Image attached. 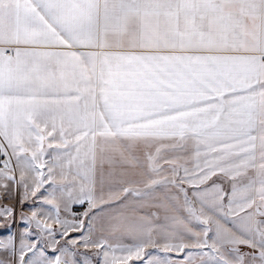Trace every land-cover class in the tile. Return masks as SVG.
Returning <instances> with one entry per match:
<instances>
[{
  "label": "snow or ice",
  "instance_id": "snow-or-ice-1",
  "mask_svg": "<svg viewBox=\"0 0 264 264\" xmlns=\"http://www.w3.org/2000/svg\"><path fill=\"white\" fill-rule=\"evenodd\" d=\"M0 264H264V0H0Z\"/></svg>",
  "mask_w": 264,
  "mask_h": 264
},
{
  "label": "crops",
  "instance_id": "crops-1",
  "mask_svg": "<svg viewBox=\"0 0 264 264\" xmlns=\"http://www.w3.org/2000/svg\"><path fill=\"white\" fill-rule=\"evenodd\" d=\"M27 211V210H26ZM13 230H15V227H14V229ZM72 235H76V234H72ZM79 251H84V249H79ZM173 257H176V254L175 253H172L171 254ZM93 260H94V262H95V257H93Z\"/></svg>",
  "mask_w": 264,
  "mask_h": 264
},
{
  "label": "built area",
  "instance_id": "built-area-1",
  "mask_svg": "<svg viewBox=\"0 0 264 264\" xmlns=\"http://www.w3.org/2000/svg\"><path fill=\"white\" fill-rule=\"evenodd\" d=\"M82 210H83L82 208H77V209H76V211H78V212H79V211H82Z\"/></svg>",
  "mask_w": 264,
  "mask_h": 264
}]
</instances>
